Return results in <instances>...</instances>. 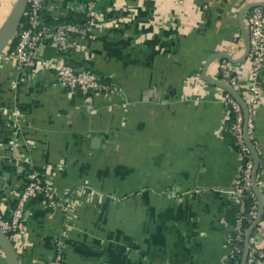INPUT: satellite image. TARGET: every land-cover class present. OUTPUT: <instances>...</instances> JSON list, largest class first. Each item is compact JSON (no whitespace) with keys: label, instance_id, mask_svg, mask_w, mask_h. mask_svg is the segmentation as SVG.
Masks as SVG:
<instances>
[{"label":"crops","instance_id":"1","mask_svg":"<svg viewBox=\"0 0 264 264\" xmlns=\"http://www.w3.org/2000/svg\"><path fill=\"white\" fill-rule=\"evenodd\" d=\"M85 1L42 0L39 17L82 25ZM260 1L97 0L96 24L74 51L45 43L23 70L0 54V216L9 218L32 170L71 202L68 216L40 197L27 205L13 238L21 264H46L63 230V264L226 263L240 158L222 92L201 74L219 78L218 53L244 56L238 13ZM14 4L0 0V26ZM56 63L117 90L68 92ZM230 64L249 86L248 59ZM255 85L264 96V64ZM253 138L264 181V103Z\"/></svg>","mask_w":264,"mask_h":264},{"label":"built area","instance_id":"2","mask_svg":"<svg viewBox=\"0 0 264 264\" xmlns=\"http://www.w3.org/2000/svg\"><path fill=\"white\" fill-rule=\"evenodd\" d=\"M42 0H28L24 17V23H20L15 35L17 41L9 55L17 70H23L37 56L39 48L45 43H52L60 53H69L77 48V38L85 37L88 30L96 24L97 0H86L83 4L86 22L77 24L48 25L41 21L39 12ZM264 2V0L260 1ZM243 24L249 41L247 59L250 64L247 79L249 86H242L239 73L232 69L229 61L224 60L219 64V78L215 79L230 89V92L219 88L222 92V101L225 111L226 132L231 138L233 149L239 154L240 166L237 178L233 184L229 196L231 205L238 208L234 225L228 237L229 258L225 264H241L244 252V239L248 229L257 219L258 204L252 190V174L254 169L253 157L245 143L244 124L246 123L247 135L251 146L257 156L259 154L256 142L253 138V115L255 109L264 103V96L255 85L256 78L264 64V5L249 10L243 17ZM1 53V54H2ZM52 69L56 83L64 90L88 97L95 94H110L116 92V87L104 81L101 76L91 71H76L63 63L53 64ZM203 80V79H202ZM238 97L247 107L248 117L245 122L244 111L237 100ZM15 121L21 116L18 110L12 112ZM47 178L37 170L29 174V181L15 199L11 214L8 219L0 216V230L13 242V238L22 229L25 209L32 199L41 198L46 205L59 210L64 215L70 214L71 202L69 198L57 196L48 188ZM255 187L262 198V216L257 226L251 233L248 241V253L245 264H260L264 262V181L255 178ZM249 198L252 206L245 213L244 199ZM247 224V227H245ZM63 230L54 243V252L46 264H63L64 238Z\"/></svg>","mask_w":264,"mask_h":264},{"label":"water","instance_id":"3","mask_svg":"<svg viewBox=\"0 0 264 264\" xmlns=\"http://www.w3.org/2000/svg\"><path fill=\"white\" fill-rule=\"evenodd\" d=\"M27 3H28V0H16L13 8L9 12L5 21L0 26V54L8 47L11 40L15 37V35L18 31L19 25H20L22 18L24 16V12H25ZM262 5H264V2H256L253 4H248V5L244 6L238 13V27L242 33V36H243L244 42H245L244 56L240 60L234 61L227 54L218 53L215 56H213L211 58V60L221 58V59L227 60L233 64L243 62L246 60L248 52H249V41H248L247 32H246L244 24H243V17L249 10H251L255 7H258V6H262ZM201 76H202V79L205 82L209 83L210 85L225 89V90L230 92V89L227 88L225 85L221 84L220 82H218L217 80H215L209 76H206L205 70H203ZM236 98L243 108L244 116H245V122H246L247 117H248L247 107L238 97H236ZM244 132H245V137H244L245 143H246V145H247V147H248V149H249V151L253 157V162H254V169H253V174H252V190H253L255 197L257 199L258 215H257V219L252 224V226L248 229V231L245 235L244 252H243L241 264L246 263V258H247V253H248L249 237H250L251 233L253 232V230L255 229V227L257 226L258 222L260 221L261 216H262V211H263L262 198L259 196V194L256 190V187H255V178H256V175H257V172L259 169V160H258V156H257L255 150L253 149V147L251 146V143L249 142V138L247 135L246 123L244 124ZM0 249L4 255L6 264H21L19 261V257H18V254L16 252V249H15L13 242L1 230H0Z\"/></svg>","mask_w":264,"mask_h":264},{"label":"trees","instance_id":"4","mask_svg":"<svg viewBox=\"0 0 264 264\" xmlns=\"http://www.w3.org/2000/svg\"><path fill=\"white\" fill-rule=\"evenodd\" d=\"M24 21H25V17L23 16L21 22L24 23ZM57 24H72V23L60 21V22H57ZM16 41H17L16 37H14L11 40V42L9 43V45L7 47V53H11L12 52V50L14 49V47L16 45ZM229 124H230V122H227V127L229 126ZM226 136H227V138L231 142L232 140H231L229 134H227V132H226ZM231 145H232V148H234L232 142H231ZM36 199H32L30 202H32L33 200H36ZM251 206H252V201L249 198L244 199V209H245V213L248 212V210L250 209ZM237 212H238V208H236V207L233 206V208L231 209V219L228 220L230 225H234ZM245 227H247V224H245Z\"/></svg>","mask_w":264,"mask_h":264},{"label":"rangeland","instance_id":"5","mask_svg":"<svg viewBox=\"0 0 264 264\" xmlns=\"http://www.w3.org/2000/svg\"><path fill=\"white\" fill-rule=\"evenodd\" d=\"M16 1V0H15Z\"/></svg>","mask_w":264,"mask_h":264}]
</instances>
